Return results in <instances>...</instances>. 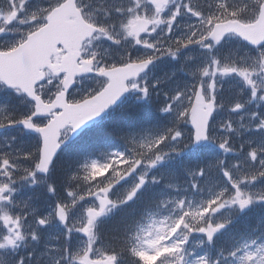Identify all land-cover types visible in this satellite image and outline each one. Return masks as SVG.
Returning a JSON list of instances; mask_svg holds the SVG:
<instances>
[{
    "label": "snow or ice",
    "instance_id": "snow-or-ice-1",
    "mask_svg": "<svg viewBox=\"0 0 264 264\" xmlns=\"http://www.w3.org/2000/svg\"><path fill=\"white\" fill-rule=\"evenodd\" d=\"M186 14L195 20L181 26L178 18ZM9 32L19 33V38L0 46V85L17 94L27 110L0 103V129L32 130L37 141L25 149L15 137H0V264H28L23 254H13L38 241L41 227L57 220L67 233H81L83 239L78 247H70L67 240L54 246L52 264H121L124 255L132 258V264H222L220 259L191 251V240L194 234L213 240L226 223L214 221L219 210L244 209L254 200L264 201V191L253 193L241 187L244 181L264 177V144L246 149L243 161L226 165L217 159L188 171L192 188L198 187V177L210 171L222 172L231 188L220 185L198 203L179 193L170 200H156V211L148 212L146 223L109 240L100 235L97 223L117 205L136 198L149 180L156 181L158 177H149L148 169L170 152L181 151V145L186 147L191 139L215 141L225 151L240 150L229 144L227 135L213 132L210 116L224 106L216 95L218 75L237 74L249 87L250 98L264 100V0L239 5L235 0H93L87 5L83 0H55L48 7L33 5L31 0H0V35ZM232 33L258 45L256 54L239 62L215 54L225 34ZM105 41L120 47L118 60L103 47ZM192 45L207 54L203 61L187 65L183 53ZM137 46H142L140 55L135 54L140 51ZM160 56L180 57L192 78L191 84L164 93L162 111L174 112L176 123L156 135L125 137L127 151H112L104 160H86L67 175L66 195L56 198L47 214L30 200L17 199V186L28 184L58 196L48 177L61 144L129 88L150 97L159 81L150 84L138 77ZM83 73L98 74L97 83L73 95L74 79ZM244 106L237 99L229 108L239 111ZM250 116L256 118L255 128L264 129V115L253 111ZM181 121L192 126L187 143ZM220 127L230 130L234 125L229 119ZM257 160L255 167L247 163ZM128 177H136L135 182L114 199V186ZM161 205L167 215L160 213ZM74 209H79L78 217ZM227 255L234 258L233 264H264V242L251 240Z\"/></svg>",
    "mask_w": 264,
    "mask_h": 264
},
{
    "label": "trees",
    "instance_id": "trees-1",
    "mask_svg": "<svg viewBox=\"0 0 264 264\" xmlns=\"http://www.w3.org/2000/svg\"><path fill=\"white\" fill-rule=\"evenodd\" d=\"M235 1H238V5L245 2L249 3V0ZM255 101L258 107H260L261 100L256 99ZM160 108L161 104L159 100H156L154 97H151L149 99L144 97L140 101V104L132 107V110L128 114H125L123 110H119L111 118L105 119L102 122L93 125L85 130L76 141L65 146V149L60 154L48 177L49 180L55 184L58 196H54L52 193L47 192L44 187H37L30 184L31 191L34 194V196L31 197V202L34 204L37 200L44 202L48 198L52 202V204H54L56 198L66 195V193L64 192V188L67 175L70 172L76 170L86 160H104L109 152L113 149H120L123 151L128 150L129 145L126 142L125 137H135L138 139L141 138L139 136V133L133 132L130 128L138 127L141 124L167 125L169 123L167 121V116L161 115L160 110H158V115L156 113H153L154 109ZM155 116L157 118H155ZM11 133L12 130H7L4 134H1L0 137L9 136ZM242 134L247 140L252 141L250 133L244 132ZM188 136V133H184L186 142L188 140ZM229 138V144L232 147L239 149L235 145L236 142H231L232 140H234V137L230 136ZM261 140L264 141V134L261 137ZM214 143L217 146H213L209 152H205L204 149L200 150L199 152L201 156L192 163L189 162L187 160V156H185L186 150L190 151V147H184L183 145H181V151L170 152L169 156L165 160H168L170 158L173 159L172 168L175 176H157L158 179L156 181L149 180L140 195L146 194L147 196H149V193H151L152 190H156L158 195L163 193L173 196L179 193L186 196L188 199H191L194 203H198L201 199H205L202 194L208 191H205V187L209 183L210 179L217 180L215 183L217 186L220 183L227 182L226 178L222 176V172L210 171L206 176L198 177V187L192 188L191 184L188 183V181L192 179V177L187 176L188 171L198 169L209 163V161L214 162L217 159L222 160L226 165L229 163H236L237 161H243L245 159V152L242 154H236L237 151H225L224 149L220 148L217 142L214 141ZM250 146L252 145L244 147V150L246 151V149H248ZM69 154L72 155V158L70 160H67L69 159L67 158ZM163 166H165V164L160 165V168H162ZM134 182L135 180H130L129 183L133 184ZM169 183H175L177 186L174 188L168 187ZM18 187L22 186L18 185ZM183 188H185L184 193H182ZM201 188L204 190L203 192L201 191ZM172 190H174V192ZM214 190H217V188L214 187L213 189H210L209 193ZM196 191H198L199 193H194ZM140 198L141 196H137L135 200ZM88 201H90V198H88L87 202ZM44 208L37 207L40 213H42ZM76 210L77 209L73 210V214ZM263 214L264 207H258L252 210L247 220L236 218L232 227L230 228V230H228V233L220 237L223 241L224 249L229 250L231 248L230 243L236 246L250 239L259 241L260 238L256 217L259 218V216ZM249 220L250 225H248ZM110 225L114 226V224L107 219L97 223V230L99 231L101 236L108 232ZM65 231H67V229H65ZM42 246L44 245L41 243V245H37L36 250L31 251L32 255L26 258L28 264H43L47 259L51 258L54 253V251L52 250L49 252H44L43 254H39L38 250Z\"/></svg>",
    "mask_w": 264,
    "mask_h": 264
},
{
    "label": "clouds",
    "instance_id": "clouds-1",
    "mask_svg": "<svg viewBox=\"0 0 264 264\" xmlns=\"http://www.w3.org/2000/svg\"><path fill=\"white\" fill-rule=\"evenodd\" d=\"M251 2H252V0H249V4H251ZM54 3H55V0H45V4L42 5L41 7H48L50 4H54ZM83 3L85 5L92 4L93 3V0H83ZM11 43H13V42H11ZM0 44L6 45L3 41H0ZM83 87L84 88H88L87 85H84Z\"/></svg>",
    "mask_w": 264,
    "mask_h": 264
},
{
    "label": "water",
    "instance_id": "water-1",
    "mask_svg": "<svg viewBox=\"0 0 264 264\" xmlns=\"http://www.w3.org/2000/svg\"><path fill=\"white\" fill-rule=\"evenodd\" d=\"M75 107H77V106H75ZM75 107H73V108H75ZM91 118H92V117H91ZM91 118H90V119H91ZM90 119H89V120H90ZM89 120L85 121V122L80 126V128L83 127V126H85V125L88 123Z\"/></svg>",
    "mask_w": 264,
    "mask_h": 264
}]
</instances>
